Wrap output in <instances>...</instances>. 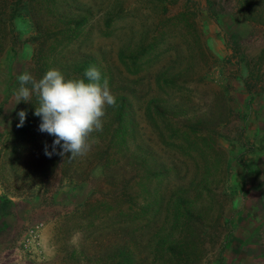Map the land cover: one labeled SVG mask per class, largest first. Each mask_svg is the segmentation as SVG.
Listing matches in <instances>:
<instances>
[{
    "label": "rangeland",
    "instance_id": "374dc122",
    "mask_svg": "<svg viewBox=\"0 0 264 264\" xmlns=\"http://www.w3.org/2000/svg\"><path fill=\"white\" fill-rule=\"evenodd\" d=\"M226 1L230 8L234 1ZM58 10L70 11L72 21L64 17L57 25H48L45 37L54 44L68 34L71 41L63 58L71 61L84 52L101 49L117 64L120 46L138 49L147 32L162 34L159 56L144 62L140 72L146 75L144 81L152 73V90L174 104L180 100L182 107L211 114L225 97L230 111L216 129L218 142L229 154L227 184L235 191L224 202L223 219L228 220L230 231H223L229 235L220 258V247L208 241L200 264H264V56L256 63L261 78L252 80V90H248L244 83L247 72L237 63L240 54L227 41L228 31L236 24L228 15L211 16L207 0H64ZM111 10L115 29L108 33L100 15ZM81 13L86 19L74 33L75 17ZM240 27L247 30L242 38L244 55H260L264 27L247 22ZM0 32L5 37L0 49V264H90L87 256L100 251L112 236L105 230L92 232L101 216L91 219L92 213L82 214L86 206L79 205L94 200L100 194L97 190H104L101 174L96 169L86 175L85 160L75 175L71 170L64 173V166L46 168L45 156L35 145L43 140L42 134L32 142L26 139L27 146L18 142L19 133L12 128L24 101L16 104L15 92L20 87L18 76L33 63L38 31L30 16L21 12ZM48 61L52 62V56ZM165 68L181 73L177 84L185 94L172 90L166 94L156 88L154 75ZM189 89L190 94L186 92ZM14 143L23 145L21 151L16 147L18 152L11 154ZM35 222H42L38 243L24 245L25 232ZM76 232L82 234L78 247L69 243Z\"/></svg>",
    "mask_w": 264,
    "mask_h": 264
},
{
    "label": "trees",
    "instance_id": "16d2710c",
    "mask_svg": "<svg viewBox=\"0 0 264 264\" xmlns=\"http://www.w3.org/2000/svg\"><path fill=\"white\" fill-rule=\"evenodd\" d=\"M63 1L0 0V31H6L15 16L27 13L38 35L34 36L37 44L33 63L25 71L39 80L55 66L66 78L86 79L85 71L95 67L102 79H107L116 97V106L108 107L103 118V130L92 134L91 151L83 157L71 159V153L51 157L45 154V145L51 150L55 137L39 131L41 117L34 114L38 106L35 95L32 101H24L18 107V113L21 110L27 113L23 126H18L17 114L12 128L14 133H19L18 142L25 146L26 139L32 142L42 134L43 140L35 145L45 156L46 168L51 164L64 166V173L71 170L70 174L75 175L81 169L79 163L85 160L86 175L99 170L104 190H97L100 194L94 200L79 205L86 206L81 212L92 213L91 219L101 216V221L92 226V232L105 230L112 236L100 251L88 255L87 261L90 264H200L203 254H207L208 241L220 247V258L230 231L228 220L223 219L224 202L235 191L227 184L229 154L218 142L220 133L216 126L227 120L230 104L222 96L212 114L206 110L197 112L182 107L180 100L174 104L152 90V73L144 81L146 75L140 72L144 62L159 56L162 34L146 31L138 49H130L127 44L120 46L116 60L123 68L106 58L101 49L89 50L71 61L63 58L64 49L71 41L68 34L54 44L45 37L48 25H57L64 17L67 22L72 21L70 11L58 10ZM233 1L228 8L229 1L207 0V9L214 18L228 15L233 25L236 24L228 31L227 41L240 54L238 67L243 66L247 72L244 83L252 90V80L261 78V69L256 63H261L264 48L260 55L246 57L242 52V38L247 30L240 24L247 22L264 27V0ZM100 16L102 26L108 33L112 32L115 29L113 11H105ZM75 19L74 33L81 29L80 23L86 15L81 13ZM69 29L66 28L67 32ZM3 34L0 32V49L4 45ZM50 56L52 62L48 61ZM167 68L155 73L156 88L166 94L172 91L185 94L181 93L184 88L177 84L181 73H171ZM186 92L190 94V89ZM22 145L14 143L11 154L21 151ZM82 179L84 176L76 181ZM226 228L228 232L223 233Z\"/></svg>",
    "mask_w": 264,
    "mask_h": 264
},
{
    "label": "clouds",
    "instance_id": "9594fccd",
    "mask_svg": "<svg viewBox=\"0 0 264 264\" xmlns=\"http://www.w3.org/2000/svg\"><path fill=\"white\" fill-rule=\"evenodd\" d=\"M85 78H66L59 69H49L37 80L30 72L18 76L20 87L15 92L16 104L32 101L37 97L35 115L41 117L39 131L55 139L45 154L65 156L75 159L86 156L92 148L93 133L103 130V118L108 107H115L117 100L111 92L107 79H102L100 71L91 67L84 73ZM23 126L27 113H18ZM59 146V151L57 148ZM82 234L76 232L69 243L78 247Z\"/></svg>",
    "mask_w": 264,
    "mask_h": 264
},
{
    "label": "built area",
    "instance_id": "2783aa9c",
    "mask_svg": "<svg viewBox=\"0 0 264 264\" xmlns=\"http://www.w3.org/2000/svg\"><path fill=\"white\" fill-rule=\"evenodd\" d=\"M41 224L42 222H35L27 228L23 238L24 245L34 246L38 243Z\"/></svg>",
    "mask_w": 264,
    "mask_h": 264
}]
</instances>
